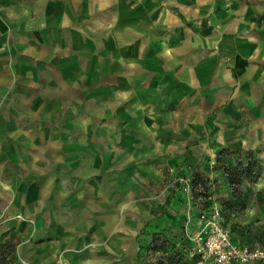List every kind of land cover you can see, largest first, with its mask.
Returning <instances> with one entry per match:
<instances>
[{
    "label": "rangeland",
    "instance_id": "1",
    "mask_svg": "<svg viewBox=\"0 0 264 264\" xmlns=\"http://www.w3.org/2000/svg\"><path fill=\"white\" fill-rule=\"evenodd\" d=\"M87 19L60 91L27 90L18 44L0 33L6 264H139L140 246L147 264H212L193 239L212 208L264 250V81L243 88L214 73L198 89L178 66L126 84L121 26ZM105 37L109 52L95 51Z\"/></svg>",
    "mask_w": 264,
    "mask_h": 264
},
{
    "label": "crops",
    "instance_id": "2",
    "mask_svg": "<svg viewBox=\"0 0 264 264\" xmlns=\"http://www.w3.org/2000/svg\"><path fill=\"white\" fill-rule=\"evenodd\" d=\"M86 17L96 26H121L117 74L126 84L135 81L131 76L138 82L146 72L179 66L198 89L214 73L262 89L264 0H0V33L9 32L22 49L18 58L19 47L12 45L27 90H64L78 68L72 38ZM106 39L95 51L109 52ZM4 136L0 127V140Z\"/></svg>",
    "mask_w": 264,
    "mask_h": 264
},
{
    "label": "built area",
    "instance_id": "3",
    "mask_svg": "<svg viewBox=\"0 0 264 264\" xmlns=\"http://www.w3.org/2000/svg\"><path fill=\"white\" fill-rule=\"evenodd\" d=\"M200 221L201 226L193 239L204 260L212 264H255L264 260V250L234 240L217 208L201 212Z\"/></svg>",
    "mask_w": 264,
    "mask_h": 264
},
{
    "label": "trees",
    "instance_id": "4",
    "mask_svg": "<svg viewBox=\"0 0 264 264\" xmlns=\"http://www.w3.org/2000/svg\"><path fill=\"white\" fill-rule=\"evenodd\" d=\"M6 235V233H4L2 235V237L4 238ZM140 263L139 264H147L146 261H145V251H144V248L142 246H140ZM5 250H4V246H1L0 245V264H6V256H5Z\"/></svg>",
    "mask_w": 264,
    "mask_h": 264
}]
</instances>
